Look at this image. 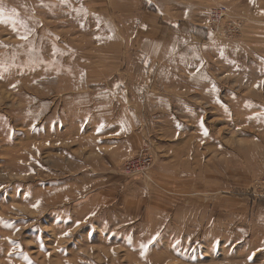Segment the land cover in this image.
I'll list each match as a JSON object with an SVG mask.
<instances>
[{"label":"rangeland","instance_id":"obj_1","mask_svg":"<svg viewBox=\"0 0 264 264\" xmlns=\"http://www.w3.org/2000/svg\"><path fill=\"white\" fill-rule=\"evenodd\" d=\"M0 264H264V0H0Z\"/></svg>","mask_w":264,"mask_h":264},{"label":"built area","instance_id":"obj_2","mask_svg":"<svg viewBox=\"0 0 264 264\" xmlns=\"http://www.w3.org/2000/svg\"><path fill=\"white\" fill-rule=\"evenodd\" d=\"M221 11H211V17H212V21H218L220 20L221 18V14H220ZM138 167V168H136ZM137 169V171H139V165L136 161H134L133 158L129 157L126 162L124 163V166H123V171L127 174H133L132 172L134 171L133 169Z\"/></svg>","mask_w":264,"mask_h":264}]
</instances>
